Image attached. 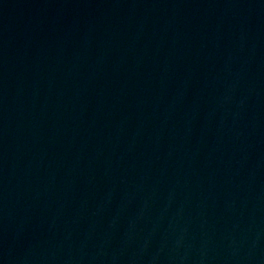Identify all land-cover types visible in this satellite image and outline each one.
<instances>
[{
	"label": "water",
	"instance_id": "water-1",
	"mask_svg": "<svg viewBox=\"0 0 264 264\" xmlns=\"http://www.w3.org/2000/svg\"><path fill=\"white\" fill-rule=\"evenodd\" d=\"M0 264H264V0H0Z\"/></svg>",
	"mask_w": 264,
	"mask_h": 264
}]
</instances>
